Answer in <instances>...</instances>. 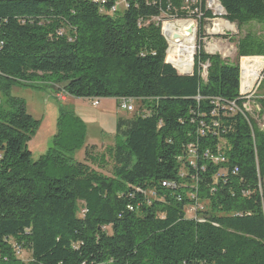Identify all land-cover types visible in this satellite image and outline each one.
I'll return each mask as SVG.
<instances>
[{
	"label": "trees",
	"instance_id": "trees-1",
	"mask_svg": "<svg viewBox=\"0 0 264 264\" xmlns=\"http://www.w3.org/2000/svg\"><path fill=\"white\" fill-rule=\"evenodd\" d=\"M94 1L0 0V264H264V130L240 95L241 59L264 57V0H217L246 31L232 38L236 62L201 47L190 65L167 55L158 19L202 31L207 0ZM34 85L139 102L141 113L120 118L114 145L94 154L61 103L54 144L35 162L40 121L9 94Z\"/></svg>",
	"mask_w": 264,
	"mask_h": 264
},
{
	"label": "rangeland",
	"instance_id": "rangeland-1",
	"mask_svg": "<svg viewBox=\"0 0 264 264\" xmlns=\"http://www.w3.org/2000/svg\"><path fill=\"white\" fill-rule=\"evenodd\" d=\"M208 4L211 10L213 11V13H216L218 10L217 1L208 0ZM215 17H216L215 19L209 21L204 26V28H202V31L199 29V25L196 22H194L195 25V29L193 30L195 34V55L193 56L194 63H195V56L197 52L201 49V47L208 54L211 55L218 54L222 56L224 59H228L231 62H236L237 51L234 42H232V38L243 37L246 34V31L243 30L240 32L235 24L233 25L236 27V29L231 31V29L227 28L226 26V24L228 23H226L222 18L218 16ZM164 21L165 20H163V22ZM168 22H164L165 24L163 23L162 25V33L164 32L163 36L164 38L167 39L166 41H168L167 55H168V51L170 52V54L171 53L174 54L170 48L171 47L170 44L172 40L171 35H168L166 31L167 24H173L176 23L177 21L172 20ZM217 23L221 24V26ZM257 29L259 33H264V29L262 30L260 28ZM212 48H215V50L212 51L211 50ZM243 59H241L240 61V67H241L240 95L245 100L244 102L245 109L246 110L249 109L251 111L252 119L253 117L255 118V124L260 129L264 130V111L262 106L260 105V101L262 100V95H264V90L259 89L260 84L262 83L263 80V73H264V70L261 73L263 69V59H262V68L260 70L261 76L259 73L256 80H253L252 78L249 77L248 74L243 72V68H242ZM206 69L207 66H204L205 71ZM242 76L246 81L251 80L255 82L252 89H249L247 85H245L244 83L242 84ZM53 88L54 89H48L43 85L14 86L9 93L11 97L23 101L28 114L31 115L35 120L40 121V125L38 129L28 145V149L32 153V158L33 161L35 162L38 161L42 156H44L47 153V151L50 148H52L54 144L55 137L58 134V121L60 118V109L62 108L61 103L64 104L65 109L67 107V111L69 112V114L72 115L74 114L86 125L87 145L89 148L94 147L93 150L94 154H101L108 146L114 145L117 124L120 118L130 119L135 115L141 113L140 111L141 104L139 102H133V107L135 111L134 112L132 111L131 113V112L122 111L119 108L118 103L115 99L101 100L100 105L98 107H95L94 101L96 100L68 98V96H66L63 93L60 86H56ZM55 94H57V98ZM0 97L3 99L4 96L2 93H0ZM74 159L77 162L85 163L86 160H85L84 149L81 150L79 153H77L74 156ZM198 159L199 158H197V162ZM95 168L98 169L96 166ZM110 168L111 167H107L104 170V173L110 175V171H111ZM261 192L264 198V184H263V188L261 189ZM19 258L23 261H28L29 259L26 258L25 255L23 256L19 255Z\"/></svg>",
	"mask_w": 264,
	"mask_h": 264
},
{
	"label": "bare ground",
	"instance_id": "bare-ground-1",
	"mask_svg": "<svg viewBox=\"0 0 264 264\" xmlns=\"http://www.w3.org/2000/svg\"><path fill=\"white\" fill-rule=\"evenodd\" d=\"M219 25L221 26V24ZM226 26L227 28L231 29V31L236 29V27L233 24H226ZM194 29H195V25L194 22L192 21H177L176 23L173 24H167V28H166L167 34L171 35L172 40H171L170 48L172 52L177 56L178 61L183 62L184 64L187 65L192 64V62L194 63V59H193V56L195 55V34L193 32ZM176 35L178 37L175 38ZM211 50L214 51L215 48H212ZM242 68L244 73L248 74L249 77L252 78L253 80H256L262 68V58L260 57L244 58Z\"/></svg>",
	"mask_w": 264,
	"mask_h": 264
},
{
	"label": "built area",
	"instance_id": "built-area-1",
	"mask_svg": "<svg viewBox=\"0 0 264 264\" xmlns=\"http://www.w3.org/2000/svg\"><path fill=\"white\" fill-rule=\"evenodd\" d=\"M107 1L108 0H96V1H94L96 4H99V5H104L105 3H107ZM147 2H151L152 0H146ZM200 0H186V4L185 5H187V6H189V4L190 3H197V2H199ZM217 1V0H216ZM217 4H218V10H217V12L216 13H213V11L211 10V8L209 7V4H208V0H207V2H206V9L207 10H209V11H211L212 13H213V16H214V19L216 18L215 16H218V17H220V18H222L223 19V17L225 16V12H224V10H223V8L221 7V5L218 3V1H217ZM191 5V4H190ZM213 7V6H212ZM114 10H115V8H114ZM213 19H209V20H207V23L209 22V21H212ZM224 20V19H223ZM158 21L159 22H162V25H163V23L164 22H168V21H172V20H168V21H164L163 22V19H158ZM175 21H193V20H175ZM225 21V20H224ZM193 22H196V21H193ZM226 22V21H225ZM198 25H199V23L198 22H196ZM165 24V23H164ZM206 25V24H205ZM204 25V26H205ZM163 28H164V26H163ZM204 28V27H203ZM199 29L201 30V28H200V25H199ZM164 33V32H163ZM169 38V37H168ZM166 39V38H165ZM170 39V38H169ZM167 40V39H166ZM171 40V39H170ZM168 42V41H167ZM241 68V67H240ZM123 100V99H122ZM121 101V100H120ZM119 101V103H120V105H119V108L122 110V111H125V112H131L132 113V111L134 112L135 110H134V107H133V102L134 101H129V100H123V101H121L120 102ZM100 105V101L99 100H96V101H94V106L95 107H98ZM230 108H229V111H231V113H237V111H239L238 109H237V107H236V104L235 103H232L230 106H229ZM243 108H244V110H245V112H247L248 114H249V116H250V118H251V115H252V113H251V111L248 109V110H246L245 109V103L243 104ZM215 117V112H213L212 113V118H214ZM254 121H255V118H254ZM213 123H214V127H216V128H219V123H218V121H216V120H214L213 121ZM201 126H202V128H200L199 130V133H201V135L203 136L204 134H205V132H204V130H205V125H204V122H201ZM187 155L189 156V164L191 165V166H193L194 168H197V166H198V162H197V153H196V149H195V147L194 146H192V145H189V146H187ZM202 157H205V158H208L209 160H211L213 163H219V162H224V158H221V157H219V158H213V157H211V156H209L208 154H202ZM195 159V160H194ZM201 170H203V171H205V168L204 167H202L201 168ZM198 209H199V207L197 206V205H195L193 208H191L189 211H188V214L191 216V217H195V214H196V212L198 211ZM17 255L19 256L20 255V253L19 252H17Z\"/></svg>",
	"mask_w": 264,
	"mask_h": 264
},
{
	"label": "water",
	"instance_id": "water-1",
	"mask_svg": "<svg viewBox=\"0 0 264 264\" xmlns=\"http://www.w3.org/2000/svg\"><path fill=\"white\" fill-rule=\"evenodd\" d=\"M221 7H222V6H221ZM226 23L229 24V22H227V21H226ZM176 37H178V36L176 35L175 38H176ZM260 58H264V57H260ZM193 73H194V70H193L192 73H190V74H186V75H182V76H193Z\"/></svg>",
	"mask_w": 264,
	"mask_h": 264
}]
</instances>
